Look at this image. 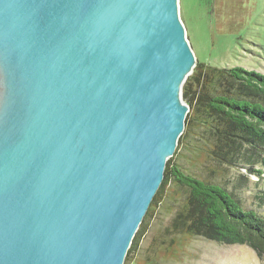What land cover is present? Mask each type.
Instances as JSON below:
<instances>
[{
	"label": "water",
	"instance_id": "1",
	"mask_svg": "<svg viewBox=\"0 0 264 264\" xmlns=\"http://www.w3.org/2000/svg\"><path fill=\"white\" fill-rule=\"evenodd\" d=\"M180 0H0V264H124L191 110Z\"/></svg>",
	"mask_w": 264,
	"mask_h": 264
},
{
	"label": "trees",
	"instance_id": "2",
	"mask_svg": "<svg viewBox=\"0 0 264 264\" xmlns=\"http://www.w3.org/2000/svg\"><path fill=\"white\" fill-rule=\"evenodd\" d=\"M183 96L191 110L178 148L215 167L245 168L261 178L264 185V73L242 66L214 67L199 62L183 87ZM175 151V154L177 152ZM175 154L166 165L164 180L146 216L163 198L164 208H173L174 216L167 235L155 241L172 244L185 232L220 244H247L264 252V216L256 209L241 207L240 200L224 186L209 181L200 173L189 172L175 162ZM214 172L210 169L208 173ZM173 184L179 197L162 196L165 186ZM146 216L133 240L136 247L146 226Z\"/></svg>",
	"mask_w": 264,
	"mask_h": 264
},
{
	"label": "rangeland",
	"instance_id": "3",
	"mask_svg": "<svg viewBox=\"0 0 264 264\" xmlns=\"http://www.w3.org/2000/svg\"><path fill=\"white\" fill-rule=\"evenodd\" d=\"M181 18L199 62L214 67L242 66L264 73V0H180ZM185 147L178 148L175 162L189 172L218 183L240 200L242 208L256 209L264 216V185L261 178L245 168L215 167L199 162ZM264 168V164H256ZM210 169L214 172L208 173ZM173 184L162 196L179 197ZM160 199L146 216V226L126 264H264V252L247 244H220L185 232L167 246L155 241L167 235L173 208ZM244 207H243V205Z\"/></svg>",
	"mask_w": 264,
	"mask_h": 264
}]
</instances>
